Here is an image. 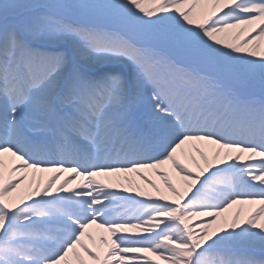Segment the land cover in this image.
Masks as SVG:
<instances>
[{
    "label": "snow or ice",
    "instance_id": "6c2138e0",
    "mask_svg": "<svg viewBox=\"0 0 264 264\" xmlns=\"http://www.w3.org/2000/svg\"><path fill=\"white\" fill-rule=\"evenodd\" d=\"M89 261L264 264V0H0V264Z\"/></svg>",
    "mask_w": 264,
    "mask_h": 264
},
{
    "label": "bare ground",
    "instance_id": "6f19581e",
    "mask_svg": "<svg viewBox=\"0 0 264 264\" xmlns=\"http://www.w3.org/2000/svg\"><path fill=\"white\" fill-rule=\"evenodd\" d=\"M193 167H194V166H193ZM167 170L169 171V175H170V177L172 178L173 183H176L177 186H182L181 183H180L179 177H177V176L175 175V173L171 171L170 168H167ZM141 171H144V172H145V175H148L151 179H153V180L157 183V185H158L163 191L166 192V189H164V187H163V182L160 180L159 176H157V175L155 174L154 171H152V170H141ZM43 175L46 176L47 174L45 173V174H43ZM129 176H130V179H131V181H132V184H131L132 187H135V186L138 185L139 188L142 189V190L149 191V192H152V191H153V190H152L151 188H149L148 185L145 184L144 181H142V180H141L136 174H134V173H133V174H129ZM122 182H123V184H124L125 187L130 186V185L128 184L127 181H122ZM114 189H115L117 192H121V193H123L122 189L119 188V187L114 188ZM114 189H112V191H115ZM123 194H125V195H134V193H123ZM169 195H170V194H169ZM235 207H239V206H235ZM235 207H234L232 210H230V212H234V211H235ZM243 207L245 208V214H246L247 209H248L249 207H251V206L245 205V206H243ZM85 259H87V257H85ZM89 264H92V262L89 261Z\"/></svg>",
    "mask_w": 264,
    "mask_h": 264
}]
</instances>
